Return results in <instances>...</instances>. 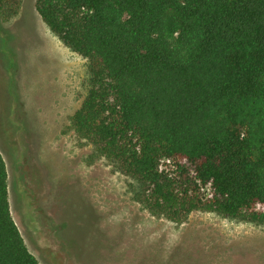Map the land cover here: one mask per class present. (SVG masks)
<instances>
[{
    "label": "trees",
    "instance_id": "obj_1",
    "mask_svg": "<svg viewBox=\"0 0 264 264\" xmlns=\"http://www.w3.org/2000/svg\"><path fill=\"white\" fill-rule=\"evenodd\" d=\"M21 2L0 9L15 15ZM35 4L88 60L72 129L136 181L137 202L174 223L203 211L264 225V0ZM8 180L0 152V264H41L13 218Z\"/></svg>",
    "mask_w": 264,
    "mask_h": 264
},
{
    "label": "rangeland",
    "instance_id": "obj_2",
    "mask_svg": "<svg viewBox=\"0 0 264 264\" xmlns=\"http://www.w3.org/2000/svg\"><path fill=\"white\" fill-rule=\"evenodd\" d=\"M89 78L35 0L0 9V152L13 218L40 263L264 264V225L203 211L174 223L135 200L136 181L72 129Z\"/></svg>",
    "mask_w": 264,
    "mask_h": 264
}]
</instances>
